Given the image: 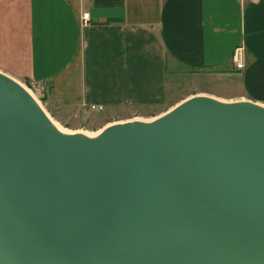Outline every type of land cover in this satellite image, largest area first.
<instances>
[{"label": "water", "instance_id": "obj_1", "mask_svg": "<svg viewBox=\"0 0 264 264\" xmlns=\"http://www.w3.org/2000/svg\"><path fill=\"white\" fill-rule=\"evenodd\" d=\"M0 264H264V108L68 138L0 72Z\"/></svg>", "mask_w": 264, "mask_h": 264}, {"label": "crops", "instance_id": "obj_2", "mask_svg": "<svg viewBox=\"0 0 264 264\" xmlns=\"http://www.w3.org/2000/svg\"><path fill=\"white\" fill-rule=\"evenodd\" d=\"M182 69L239 77L264 101V0H0V72L45 84L57 108L165 114Z\"/></svg>", "mask_w": 264, "mask_h": 264}, {"label": "rangeland", "instance_id": "obj_3", "mask_svg": "<svg viewBox=\"0 0 264 264\" xmlns=\"http://www.w3.org/2000/svg\"><path fill=\"white\" fill-rule=\"evenodd\" d=\"M239 72V71H233ZM235 74V73H234ZM18 81V80H16ZM19 83L27 87L40 103L44 111L51 119L59 124L63 129L71 133H84L88 135L97 134L110 125H115L130 121H145L157 119L167 113L157 114L154 109H127L111 110L97 108L82 109L80 112L74 110H63L57 108L54 99L50 95V90L38 93L31 90L29 82L19 80ZM245 88L241 83V79L232 76H221L215 74L212 70L202 71H184L183 69L177 73L176 77H172L168 86V101L170 108L187 100L197 97H210L230 103L235 102H252L264 106V101L250 99ZM246 98V99H245ZM97 107V106H96ZM169 108V109H170ZM168 109V110H169ZM163 114V115H161Z\"/></svg>", "mask_w": 264, "mask_h": 264}, {"label": "built area", "instance_id": "obj_4", "mask_svg": "<svg viewBox=\"0 0 264 264\" xmlns=\"http://www.w3.org/2000/svg\"><path fill=\"white\" fill-rule=\"evenodd\" d=\"M90 23V13H84L83 14V25L88 26ZM232 62L234 64V68L236 71H242L245 69L246 66V52L245 48L243 46H239L235 49L233 56H232ZM29 87L31 86V90H34L38 93H43L47 91V87L45 84L37 83V82H29ZM92 108H97L98 110H103V106H92Z\"/></svg>", "mask_w": 264, "mask_h": 264}, {"label": "bare ground", "instance_id": "obj_5", "mask_svg": "<svg viewBox=\"0 0 264 264\" xmlns=\"http://www.w3.org/2000/svg\"><path fill=\"white\" fill-rule=\"evenodd\" d=\"M18 82V81H17ZM19 83V82H18ZM19 86H21L34 100H35V102L38 104V106L41 108V110L45 113V115L48 117V119L50 120V122H51V124L53 125V127L60 133V134H62L63 136H65V137H68V138H70V137H73V136H76V135H79V134H83V135H86V136H89L90 138H92V139H97V138H99L102 134H103V132H104V130H106V128H109V127H112V126H114V125H110V126H108V127H106L105 129H103L102 131H100L99 133H97V134H93V135H88V134H84V133H71V132H69V131H67V130H65V129H63L59 124H57L56 122H54L52 119H51V117H49V115L44 111V109L41 107V105H40V103L37 101V99L34 97V95H33V93L27 88V87H25L23 84H21V83H19ZM215 100H217L218 102H221V103H224V104H231L230 102H226V101H222V100H218V99H215ZM236 103V102H235ZM257 104V103H256ZM257 105H259V104H257ZM180 106V105H179ZM259 106H262V105H259ZM178 107V106H177ZM262 108H264V106H262ZM174 110V109H173ZM171 112V111H170ZM169 112V113H170ZM168 114V113H167ZM166 114V115H167ZM165 116V115H164ZM158 119V118H157ZM154 120H156V119H154ZM154 120H150V122H152V121H154ZM131 122V121H130ZM140 122H143V123H146L145 121H140Z\"/></svg>", "mask_w": 264, "mask_h": 264}]
</instances>
